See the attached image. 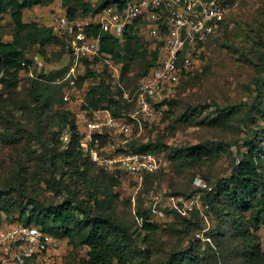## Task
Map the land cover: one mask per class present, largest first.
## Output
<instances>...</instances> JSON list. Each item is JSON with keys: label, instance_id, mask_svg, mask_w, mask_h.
<instances>
[{"label": "trees", "instance_id": "trees-1", "mask_svg": "<svg viewBox=\"0 0 264 264\" xmlns=\"http://www.w3.org/2000/svg\"><path fill=\"white\" fill-rule=\"evenodd\" d=\"M131 1L59 0L70 21L109 7L121 10ZM54 2L0 0V21L6 15L12 24L10 41L0 42V85L8 90L6 97H0V145L7 148V156L0 158V217L11 215L9 223L34 225L64 239L74 261L84 248L85 257L78 264H264L257 234L264 227V37L255 34L242 50L235 48L232 39L221 45L251 71L244 83L245 103L222 105L214 99L185 103L177 116L179 93L175 99L156 104L167 105L162 122H168L171 134L182 126L197 127L220 133L216 142L178 148L161 143L160 136L154 142L127 143L134 152L163 151L172 174L192 172V182L195 177L210 181L203 175L207 164L222 154L231 155L228 175L215 178L210 185L203 183L191 193H169L183 197L200 193L208 223L195 211L182 216L176 210L165 211L171 221L154 223L146 206L136 210L140 218L136 223L122 216L120 207L128 201H120L118 177L91 162L81 147L75 114L65 108L64 95L71 88L69 78L63 81L72 64L68 52L70 66L53 74L37 73L28 55L36 47L42 62L49 60L47 48L56 36L50 27L25 22L24 12ZM227 16L203 50L217 45L227 32ZM140 24L128 26L121 40L99 25L85 28L88 36L99 39V51L98 56L81 60L77 69L76 90H82L88 79L95 82L86 89L81 110L106 109L117 118L132 112L133 104L121 100V89L113 88L107 67L96 72L93 65L109 57L120 66L126 88L146 76L157 65L159 47L141 38ZM193 70L181 71L177 83L191 87L200 83L204 73L191 76ZM22 75L26 79L19 88ZM229 131L237 137L228 141L222 134ZM106 142V136L100 138L96 148ZM165 175H144L141 191L148 190V194Z\"/></svg>", "mask_w": 264, "mask_h": 264}, {"label": "built area", "instance_id": "built-area-1", "mask_svg": "<svg viewBox=\"0 0 264 264\" xmlns=\"http://www.w3.org/2000/svg\"><path fill=\"white\" fill-rule=\"evenodd\" d=\"M236 4L237 0H133L121 10L109 7L84 19L70 21L57 15L50 28L63 39L72 63L68 70L71 88L64 99L68 101L76 90L74 85L81 60L98 56L99 39L88 36L85 28L96 24L121 40L127 27L137 21L150 43L159 47V56L157 65L142 78L139 85L131 93L123 92L122 96L134 103L146 120H159L162 111L156 109L157 97L163 95L166 87L178 81L181 71L194 69L204 43ZM32 59L37 66L42 63L38 55ZM109 60V57L104 59L111 67ZM76 121L81 128V147L88 151L91 162L98 167L108 171L118 167L139 186L144 175L169 168V161L161 152H134L128 148L131 129L124 117H114L106 109L90 113L82 110ZM116 135L122 136V139H113ZM105 136L106 144L96 148L99 139ZM192 184L194 188H199L203 181L195 177ZM146 197L145 206L150 209L151 215L176 210L180 215L187 216L195 211L208 223L198 192L183 197L162 196L152 190ZM197 237L203 236L197 234ZM260 238L264 252V227L260 230ZM59 242L60 239L34 225H0V264H9L8 259L10 264H26L28 261L31 264H50L51 251Z\"/></svg>", "mask_w": 264, "mask_h": 264}, {"label": "rangeland", "instance_id": "rangeland-1", "mask_svg": "<svg viewBox=\"0 0 264 264\" xmlns=\"http://www.w3.org/2000/svg\"><path fill=\"white\" fill-rule=\"evenodd\" d=\"M57 15L65 17L62 7L60 6L59 0H55L53 4L45 7H33L26 10L23 15V20L25 22H36L39 25H45L51 27V23ZM92 16V15H90ZM86 17H76L80 19L89 18ZM227 32L221 37H219V43L213 45L210 48H205L203 50V57L200 55L194 66L193 72H202L204 77L201 82L197 85L191 87L187 85H180V82H176L167 92L163 95L157 97L156 104L163 102L165 100H171L176 98V94L179 96V106L176 109L177 112L183 110L185 103H205L206 101L214 99L222 105L227 104H240L245 103L248 99L246 90L244 88V83L249 79L251 71L242 63L240 64L236 59L234 52H229L228 49L223 48L225 41L227 39H232V43L235 44V48L242 50L245 45H249L252 40V36L259 35L264 37V0H237L236 6L231 10L227 16ZM11 29L12 24L8 16H4L0 21V42L10 41L11 39ZM141 38L148 42V38L145 33L142 32ZM240 35V36H238ZM56 36L54 43L47 48V59H45L40 65L34 67V70L39 73L53 74L54 72L61 69V67H69L70 62L67 61L66 47L65 43L60 36ZM238 36V37H236ZM235 38V39H234ZM30 58L38 55L37 48L34 47L30 50ZM111 67L105 63L103 59L98 60L93 65V69L96 72H100L104 65L109 71V79L114 89H121L120 98L126 101L122 93H131L140 83L142 79L134 84H130L129 88L124 86V82L120 79V66L114 63L111 59L109 60ZM209 67L208 71L204 72V68ZM80 71V70H79ZM83 74V71L80 72ZM26 77L21 76V83L25 81ZM68 79V73H66L63 81ZM95 82L88 79L84 83L82 90H75L71 93L66 101L65 108L70 110L75 114V118L81 113V106L84 101V93L86 89L93 85ZM18 88V90H19ZM8 95V90L2 89L0 85V97H6ZM126 103H131L126 101ZM133 104L132 112L124 116L130 124L131 134L130 140L137 141L139 143H145L147 141H156L158 137L162 136L161 143L166 146L172 147H192L199 145L204 147V144L216 142L218 135L220 133H213L211 131H206L197 127H180L174 134H171L170 128H167L168 122H162L163 112L168 109L167 105H161L156 107L162 111L161 118L159 120H146L141 113L137 111L136 106ZM132 117H135L133 120ZM113 134V132H111ZM226 140L235 139L237 136L225 132L222 134ZM113 139L121 140L122 136H114ZM129 140V141H130ZM208 148H212L211 144L207 145ZM7 148L0 145V158L7 156ZM160 152L164 155L163 151ZM231 156V155H230ZM228 154H222L216 161L207 164V168L203 172V175L210 180H203L204 185H210V182L214 181L215 178H220L226 176L230 172L231 167V157ZM116 175L119 179V186L116 191L119 193L120 201H128L125 205L120 207L123 218H127L130 222L132 220L136 223L140 222V218L136 216V210L138 207L143 210L145 207V202L147 201L146 193L147 191L143 189V181L141 185H137L129 176L118 167L109 171ZM162 174H166L160 181L153 183L151 189L162 196H167L172 191H183L186 193H191L195 190L192 184V172H182L179 175H174L170 171V164L167 170L157 171ZM155 172V173H157ZM150 189V190H151ZM141 191V192H140ZM2 217V218H1ZM0 222L4 225L9 223L8 219H11V215L1 214ZM151 220L154 223H159L164 225L165 223L171 221V217L163 212L161 214L151 215ZM212 223V222H211ZM260 235V231L257 232ZM164 239V238H163ZM58 243L57 246L53 248L50 255V264H65L71 261L72 264H78L79 260L85 257V249H81L77 253L76 261L69 258V247L65 240ZM1 254V253H0ZM75 262V263H73ZM7 263H11L8 259Z\"/></svg>", "mask_w": 264, "mask_h": 264}, {"label": "crops", "instance_id": "crops-1", "mask_svg": "<svg viewBox=\"0 0 264 264\" xmlns=\"http://www.w3.org/2000/svg\"><path fill=\"white\" fill-rule=\"evenodd\" d=\"M61 240H64V239H60V242H62ZM60 242H59V243H60ZM0 259H1V257H0Z\"/></svg>", "mask_w": 264, "mask_h": 264}]
</instances>
